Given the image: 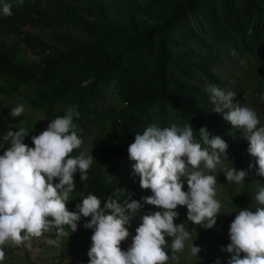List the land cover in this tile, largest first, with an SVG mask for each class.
Instances as JSON below:
<instances>
[{"label": "trees", "instance_id": "1", "mask_svg": "<svg viewBox=\"0 0 264 264\" xmlns=\"http://www.w3.org/2000/svg\"><path fill=\"white\" fill-rule=\"evenodd\" d=\"M2 2L12 5L13 15L5 17L0 13V35L3 36L0 39V91L13 95L25 87L30 90L27 100L52 118L63 116L69 106H77L80 115L74 123L80 138L83 136L80 128L87 126L91 115L99 113V103L108 88L116 89L123 102L119 113L112 107L104 114L112 142L105 143L100 135L94 136L93 144L101 158L93 160L87 181L82 183L79 174L75 176V188L67 202L69 211H75V205L89 192L102 202L116 189L125 191L120 201L143 203L141 198L151 195L148 189L127 187L116 177L106 180L103 175L104 160L127 153L126 141L137 133L142 134L148 122H156L155 125L162 128L191 124L194 137L199 141L198 131L206 127L211 135H219L226 141L227 157L238 166L248 168L250 163L255 164L247 152L248 145L234 135L240 130L224 120L223 114L213 111L214 105L203 89L204 82L219 83L209 71L207 58H193L190 51L176 49L191 36L184 16L186 7L196 4L202 10H210L216 0H185V4L177 7L152 0L145 8L136 0H24L22 6L18 0ZM246 2L263 14L264 0ZM25 26L35 30L25 33ZM5 38L24 43L27 50L39 56L38 63L28 66L19 62L17 42H7ZM3 108L0 98V137L9 127L18 130L23 122V115L4 116ZM27 131L24 143L31 147V137L39 133L32 129ZM3 147L4 144L0 145V155L5 150ZM80 154V147L71 153L74 157ZM261 181L259 188L263 187ZM255 195L247 181L243 192L229 190L236 214L244 208L255 211L259 206ZM181 208L176 209L178 217ZM157 210L144 204L126 225L128 231L135 232L142 216ZM87 219L81 218L75 232L65 225L68 234L79 238L81 229H88L84 227ZM128 238L121 242L123 250H127ZM75 246L72 238L65 246L66 252ZM215 256L211 254L206 259L213 262ZM229 259L230 256L223 258L219 264H228ZM85 264H88V256Z\"/></svg>", "mask_w": 264, "mask_h": 264}, {"label": "clouds", "instance_id": "2", "mask_svg": "<svg viewBox=\"0 0 264 264\" xmlns=\"http://www.w3.org/2000/svg\"><path fill=\"white\" fill-rule=\"evenodd\" d=\"M23 2L18 0L21 6ZM0 13L13 15L12 5L0 0ZM206 91L213 111L242 130L247 152L255 160L249 169L255 167V174L264 178V126L256 110L241 106L232 91L213 84L207 85ZM24 111L20 104L9 116L19 117ZM79 115L77 106H69L63 116L50 120L45 130L31 137V147L24 143L29 133L24 127L15 131L9 127L0 137V145H10L0 155V262L6 259L5 247H31L32 238L41 237L52 226L63 232L67 225L75 232L82 217L88 218L84 227L92 229L88 264H168L170 260L179 264L178 254L189 241L190 255L197 257L201 249L193 245L190 231L184 223L174 222L179 215L176 209L186 207L187 221L193 225L205 229L215 225L222 205L216 199L217 179L212 173L222 158L226 160V141L211 135L206 127L198 131L201 143L191 124L150 125L134 136L127 153L141 189L150 190L151 195L142 197L143 203L120 201L125 191L116 189L102 202L89 192L75 205V211H69L67 202L75 188V176L79 174L82 183L87 181L94 160L83 153L71 155L83 143L74 123ZM224 175L227 182L241 184L248 172L231 167ZM254 199L259 205L255 211L241 209L230 223V243L222 249L230 254L228 264H264V187ZM144 204L158 210L142 216L130 247L123 250L121 242L130 235L126 225ZM167 238H171L170 246ZM168 247L171 255L165 250Z\"/></svg>", "mask_w": 264, "mask_h": 264}, {"label": "rangeland", "instance_id": "3", "mask_svg": "<svg viewBox=\"0 0 264 264\" xmlns=\"http://www.w3.org/2000/svg\"><path fill=\"white\" fill-rule=\"evenodd\" d=\"M136 1L142 5V8H145L152 0ZM159 2L170 7H177L183 5L185 0H159ZM185 10L184 16L187 26L191 30V36L187 37L176 49L190 51L189 54L193 58L206 57L209 71L214 73L219 80L216 86L225 92H234L235 100L241 106L255 109L261 126H264V99L261 98L264 96V28L262 27L264 12L263 14L257 13L248 6L246 0H216L210 10H202L196 4L187 6ZM142 16L146 18L145 15ZM24 30L27 33L35 29L25 26ZM0 39H3V36L0 35ZM5 40L17 42L7 38ZM17 49L19 62L28 66L38 63L39 56L27 50L24 43L17 42ZM207 85L209 84L204 82L203 89L205 91ZM20 89L21 92H15L13 95L0 91V98L4 107L3 115H9L12 108L23 104L25 111L22 113L21 127L41 133L47 128L49 121L54 118L46 115L27 100L26 95L30 94V90L25 87ZM112 107L115 108L116 113H119L118 111L124 106L118 97L117 90L108 88L104 93L103 100L99 103V113L91 115L87 126L83 129L80 128L83 133L81 137L83 143L80 146L81 153L85 156L92 155L94 160L101 158L93 144L94 136L98 134L105 143L112 142L111 129L106 120V115H104ZM112 116L110 115V117ZM153 124L157 123H146L147 126ZM234 135L248 145L242 130ZM133 141L134 138L126 142L130 145ZM197 142L200 141L197 140ZM9 146V144L4 143L2 149ZM132 163L134 162L128 159V153L104 160V178L110 180L116 177L120 183L131 188H133L132 185L140 186L139 176L132 173ZM231 167L248 172L245 181L255 194L259 189V181H263L261 183L264 187V178L255 174V167L252 169L241 167L227 156L226 160L222 158L216 171L212 173L216 175L217 179L216 199L222 205L215 225L210 229L193 225L187 221V209L183 206L180 216L175 222L176 224H185L186 229L191 233L193 245L201 249L197 257H193L190 255L191 241L186 242L185 249L178 254L179 264H217V261L220 262L223 258L230 256L229 253L222 250L230 243L228 229L236 215L232 208L229 190H232L233 193H241L244 191L245 184V181L241 184L226 181L224 173ZM184 190H187L186 180H184ZM71 196L70 192L69 198ZM129 233L127 248L130 247L132 238L135 236V232L130 231ZM91 235L92 229H85L84 231L81 229V236L74 238V234H68L65 226H63V232L52 226L41 237L32 238L31 247H5L6 259L0 264H85V258L91 246ZM71 237L76 246L66 252L65 246L70 243ZM168 244L170 246L171 240L168 241ZM165 250L171 255L170 247ZM211 254L216 255L213 262L206 259ZM168 264H173V262L170 260Z\"/></svg>", "mask_w": 264, "mask_h": 264}]
</instances>
